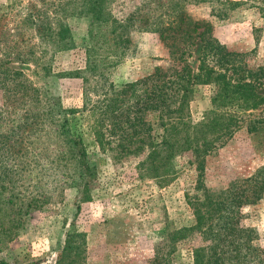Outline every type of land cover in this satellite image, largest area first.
I'll list each match as a JSON object with an SVG mask.
<instances>
[{
  "label": "trees",
  "instance_id": "obj_1",
  "mask_svg": "<svg viewBox=\"0 0 264 264\" xmlns=\"http://www.w3.org/2000/svg\"><path fill=\"white\" fill-rule=\"evenodd\" d=\"M113 0H4L0 3V166L4 176L31 168L40 172L61 171L62 182L77 190L78 201L90 200L97 171L90 161L91 135L103 149L105 135L117 136L121 152L135 143L146 145L148 169L153 174L189 155L202 172L205 158L244 129L256 136L255 149L263 165L248 178L234 179L225 190H205L193 201L194 222L190 227L173 229L169 242H182L200 236L203 245L193 248L191 264H261L259 248L252 245L255 228L240 224L239 209L254 204L264 193V114L254 112L264 105V66H250L249 53L228 50L212 34L210 24L195 21L167 1L165 13L151 24L140 16L139 29L158 34L168 52V65L154 67L142 78L99 97L90 109H66L50 86L53 56L74 49V38L67 25V7L78 6V17L88 19L90 44L85 48L87 68L82 78H102L113 65L117 51L133 16L118 21L112 14ZM149 22V23H148ZM146 23H148L146 25ZM198 48L197 68L189 60ZM117 57V55H116ZM31 66L33 79L24 69ZM85 76V77H84ZM104 79V78H103ZM197 86H209L211 108L193 122L190 104ZM86 94V92H85ZM102 96V97H100ZM85 98L87 96L85 95ZM87 112V126L77 124ZM109 122L108 128L105 123ZM155 127V128H154ZM157 129L155 134L152 132ZM55 146V149H50ZM54 155L52 156V154ZM31 157V160H30ZM52 157V158H51ZM27 158V167L19 165ZM164 171V169H163ZM0 183H2L0 181ZM3 184V183H2ZM15 227L5 230L14 236ZM67 234V249L69 236ZM77 236H81L78 234ZM0 264H9L0 259ZM153 264H171L155 257Z\"/></svg>",
  "mask_w": 264,
  "mask_h": 264
},
{
  "label": "rangeland",
  "instance_id": "obj_2",
  "mask_svg": "<svg viewBox=\"0 0 264 264\" xmlns=\"http://www.w3.org/2000/svg\"><path fill=\"white\" fill-rule=\"evenodd\" d=\"M167 1L177 4L176 8L191 19L210 24L213 37L228 50H254L250 66H264V0H113L112 14L118 21L133 16L124 36L128 42L117 51L104 77L88 76L85 83L79 76L83 77L87 68L88 19L75 15L79 12L74 11L78 8L75 5L67 7L68 13L75 14L66 18L75 47L56 53L51 62L50 86L63 108L80 109L85 105L90 109L99 100L97 95L110 91V84L120 89L154 67L168 65V52L158 34L139 29L143 23L138 20L149 16L150 26L155 24L165 13ZM198 55L196 48L189 60L194 69ZM16 67L32 75L31 66ZM33 80L37 86L43 85L40 78ZM101 86L103 89L95 95ZM210 90L209 86L195 88L190 104L193 122L201 120L211 108ZM260 92L264 96V87ZM84 112L85 117L80 120L78 115L77 121L83 129L92 122ZM254 114L263 115L264 105ZM109 125L105 123L106 128ZM105 139L104 148L99 149L91 135L85 138L97 171L88 202L78 201L77 190L62 182L61 171L33 170L31 157V168L16 170L7 177L0 166L1 260L9 264H153L159 256L171 264H191L193 248L204 244L200 236L194 234L172 244L168 233L193 224L191 203L200 200L205 190H225L232 180L248 178L263 165L255 149L256 136L245 128L205 158L202 172L185 155L164 167L162 173L153 174L146 170V145L135 143L127 148L132 150L127 154L115 148L117 136L108 133ZM19 165L26 168L27 158H20ZM239 212L240 224L256 229L252 245L259 248L264 264V193L259 201L242 206ZM13 227L15 235L8 236L5 230ZM69 232L75 235L69 236L67 249Z\"/></svg>",
  "mask_w": 264,
  "mask_h": 264
}]
</instances>
